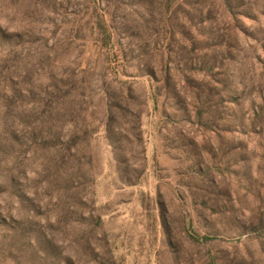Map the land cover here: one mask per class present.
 Returning <instances> with one entry per match:
<instances>
[{"label": "rangeland", "instance_id": "obj_1", "mask_svg": "<svg viewBox=\"0 0 264 264\" xmlns=\"http://www.w3.org/2000/svg\"><path fill=\"white\" fill-rule=\"evenodd\" d=\"M0 264H264V0H0Z\"/></svg>", "mask_w": 264, "mask_h": 264}]
</instances>
